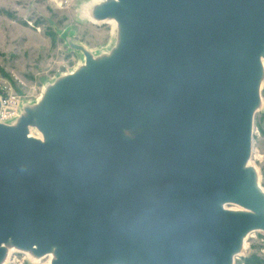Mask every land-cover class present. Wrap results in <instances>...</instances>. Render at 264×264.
<instances>
[{
    "label": "water",
    "instance_id": "1",
    "mask_svg": "<svg viewBox=\"0 0 264 264\" xmlns=\"http://www.w3.org/2000/svg\"><path fill=\"white\" fill-rule=\"evenodd\" d=\"M91 16L115 20L110 51L75 45L83 63L0 122V263L9 244L49 264H234L264 232L249 163L264 0H102Z\"/></svg>",
    "mask_w": 264,
    "mask_h": 264
},
{
    "label": "rangeland",
    "instance_id": "2",
    "mask_svg": "<svg viewBox=\"0 0 264 264\" xmlns=\"http://www.w3.org/2000/svg\"><path fill=\"white\" fill-rule=\"evenodd\" d=\"M92 1L69 0L59 5L54 0H0V95L8 98L0 122L13 123L24 106L36 103L47 82L52 83L83 63V53L75 45L94 56L110 51L116 41V28L108 20L81 16V8ZM260 94L250 164L264 190V74ZM30 132L40 136L36 128H30ZM245 241L234 264H264V232H251ZM9 261L8 264H40L44 258L36 262L15 250Z\"/></svg>",
    "mask_w": 264,
    "mask_h": 264
},
{
    "label": "bare ground",
    "instance_id": "3",
    "mask_svg": "<svg viewBox=\"0 0 264 264\" xmlns=\"http://www.w3.org/2000/svg\"><path fill=\"white\" fill-rule=\"evenodd\" d=\"M102 0H94V1H92V2H90V3H88V4H86V5H84L82 8H81V16H84V17H88V18H90V19H92V16H91V9H92V7L95 5V4H97V3H99V2H101ZM79 6V5H78ZM108 21H110L111 22V24H112V26L114 27V28H116V22H115V20L114 19H109ZM262 64H263V69H264V59L262 60ZM46 84H50V82H47ZM45 85V84H44ZM47 86V85H46ZM41 95H42V93H41ZM41 95H39L38 96V99L40 98V96ZM17 115V114H16ZM30 134H31V132H29ZM34 134V133H33ZM36 136H38L37 134H36ZM39 137V136H38ZM249 163H250V161H249ZM227 208H229V209H235V208H237L236 206H234V205H229ZM249 235V234H248ZM247 235V236H248ZM246 237L243 239V244H242V248H241V251L245 248V246H246ZM6 246V255H5V258L3 259V261L0 263V264H8V262H11V261H9V256H10V254H11V252L12 251H15V250H18V249H16V248H14L13 246H11V245H9V244H7V245H5ZM21 252H23V253H25L27 256H28V258H30V259H32L33 261H36V262H39L38 260H42L43 258H44V261H42V262H40V264H49V262H50V260H51V258H52V254L51 253H49V254H47V255H45V256H42V258H41V256H36V255H34L30 250H20Z\"/></svg>",
    "mask_w": 264,
    "mask_h": 264
},
{
    "label": "built area",
    "instance_id": "4",
    "mask_svg": "<svg viewBox=\"0 0 264 264\" xmlns=\"http://www.w3.org/2000/svg\"><path fill=\"white\" fill-rule=\"evenodd\" d=\"M59 3V5L68 3L69 0H54ZM8 103V98L0 95V115L5 112L6 105Z\"/></svg>",
    "mask_w": 264,
    "mask_h": 264
}]
</instances>
